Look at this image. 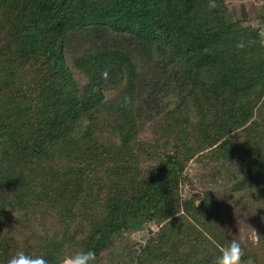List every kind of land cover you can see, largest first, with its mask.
Instances as JSON below:
<instances>
[{"label": "trees", "instance_id": "1", "mask_svg": "<svg viewBox=\"0 0 264 264\" xmlns=\"http://www.w3.org/2000/svg\"><path fill=\"white\" fill-rule=\"evenodd\" d=\"M238 1L0 0V264H264V0Z\"/></svg>", "mask_w": 264, "mask_h": 264}, {"label": "clouds", "instance_id": "2", "mask_svg": "<svg viewBox=\"0 0 264 264\" xmlns=\"http://www.w3.org/2000/svg\"><path fill=\"white\" fill-rule=\"evenodd\" d=\"M242 47V45H238ZM208 191L218 194L222 189L215 185H209ZM244 255L241 244L236 239H231L229 243L222 249L220 254L215 258L214 264H245L242 261ZM95 259V252L91 249L87 251H76L71 255H63L57 257V264H92ZM6 264H49L43 256L26 255L23 251H17L11 256ZM246 264H252L251 260Z\"/></svg>", "mask_w": 264, "mask_h": 264}, {"label": "rangeland", "instance_id": "3", "mask_svg": "<svg viewBox=\"0 0 264 264\" xmlns=\"http://www.w3.org/2000/svg\"><path fill=\"white\" fill-rule=\"evenodd\" d=\"M228 2L232 3V5L235 6L237 8V10H239V3L240 2L238 0H228ZM245 3H246V6L250 12V15H251V13H252V7H251L252 0H246Z\"/></svg>", "mask_w": 264, "mask_h": 264}]
</instances>
